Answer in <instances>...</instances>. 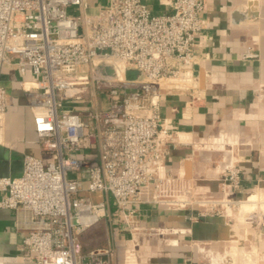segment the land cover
Instances as JSON below:
<instances>
[{"label":"built area","instance_id":"obj_1","mask_svg":"<svg viewBox=\"0 0 264 264\" xmlns=\"http://www.w3.org/2000/svg\"><path fill=\"white\" fill-rule=\"evenodd\" d=\"M167 5L171 13L157 15L146 0H0V71L9 64L37 77L25 93L43 156H25L19 177H0V209L14 211L26 231L25 264H113L114 247L84 250L81 243L104 219L130 235L123 264H141L137 205L199 208L201 217L230 218L233 230L244 220L237 233L264 242V188L238 197L242 170L234 157L219 181L237 196L221 201L202 198L182 170L152 172L172 150L194 145L162 116V92L189 93L184 120L205 100L194 74L203 2ZM259 57L249 47L241 60ZM101 64L115 76L103 75ZM128 69L142 78L129 80ZM12 106L0 86V143ZM246 202L254 205L245 209Z\"/></svg>","mask_w":264,"mask_h":264},{"label":"crops","instance_id":"obj_2","mask_svg":"<svg viewBox=\"0 0 264 264\" xmlns=\"http://www.w3.org/2000/svg\"><path fill=\"white\" fill-rule=\"evenodd\" d=\"M167 1L146 3L154 14L165 15L171 13ZM202 2L204 25L196 36L194 74L205 100L189 120H184L189 93L164 90L160 102L162 116L190 133L194 145L172 150L152 172L160 168L163 174L177 175L182 170L202 198L221 201L237 196L224 191L219 181L234 157L242 170V194L238 197L245 199L257 187L264 188V0ZM249 47L258 51V60H241ZM36 81L31 72L22 76L9 64L0 71V86L13 102L7 112L5 141L0 143V177H19L25 156H43L25 93L28 83ZM135 208L139 231L133 239L140 245L141 264H264V259L253 253L255 249L264 253V242L237 233L230 218L201 217L199 208ZM158 230L162 233L157 234ZM108 236L104 244L87 246L84 242L82 247H114L113 264H123L124 238L130 235L120 236L111 230ZM25 237L26 231L17 227L15 212L0 209V264H25ZM203 247L205 252L200 250Z\"/></svg>","mask_w":264,"mask_h":264},{"label":"rangeland","instance_id":"obj_3","mask_svg":"<svg viewBox=\"0 0 264 264\" xmlns=\"http://www.w3.org/2000/svg\"><path fill=\"white\" fill-rule=\"evenodd\" d=\"M98 105H100L99 107L106 108L108 106V101L107 100H106V102L102 101ZM98 196L99 195H94L93 197L98 198ZM255 196L256 195H254L253 198H255ZM253 198H251V199H253ZM251 206H252V204L243 205V207L245 209H249ZM110 231H111V229H110L109 221H108V219H104L99 224H97L96 226L91 228V230L82 237L83 238V242H81V243L85 242L87 246H89L91 244H95V246H96L98 242H100V244H104L103 240L105 239V241H106L108 239V237H109L108 233Z\"/></svg>","mask_w":264,"mask_h":264},{"label":"water","instance_id":"obj_4","mask_svg":"<svg viewBox=\"0 0 264 264\" xmlns=\"http://www.w3.org/2000/svg\"><path fill=\"white\" fill-rule=\"evenodd\" d=\"M97 68L105 76H109V77L115 76L114 70L107 64H101ZM126 74L129 80L131 79L140 80L142 78L141 73L133 69H128L126 71Z\"/></svg>","mask_w":264,"mask_h":264},{"label":"bare ground","instance_id":"obj_5","mask_svg":"<svg viewBox=\"0 0 264 264\" xmlns=\"http://www.w3.org/2000/svg\"><path fill=\"white\" fill-rule=\"evenodd\" d=\"M254 195H255V194H254ZM254 195H253V196H254ZM253 196H252V197H253ZM243 205H250V204L246 202V203H244ZM252 205H254V204H252ZM245 225H246L245 221H244V220H241L240 223L235 227V229L238 231L240 228H242V227L245 226Z\"/></svg>","mask_w":264,"mask_h":264}]
</instances>
